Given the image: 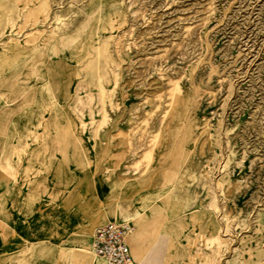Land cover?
<instances>
[{
  "label": "rangeland",
  "instance_id": "1",
  "mask_svg": "<svg viewBox=\"0 0 264 264\" xmlns=\"http://www.w3.org/2000/svg\"><path fill=\"white\" fill-rule=\"evenodd\" d=\"M8 78L0 152L41 147L27 213L61 202L92 160L127 169L135 213L121 220L134 232L148 221L144 264H264V0H0V85ZM50 248L20 263L41 249L49 264Z\"/></svg>",
  "mask_w": 264,
  "mask_h": 264
},
{
  "label": "crops",
  "instance_id": "2",
  "mask_svg": "<svg viewBox=\"0 0 264 264\" xmlns=\"http://www.w3.org/2000/svg\"><path fill=\"white\" fill-rule=\"evenodd\" d=\"M11 79L8 78L7 82L0 85V98H10ZM50 119L52 121V116ZM52 124L47 125L44 130L50 129V125ZM38 125L41 126V116H39ZM37 133L40 132L38 131ZM39 141L38 143H41L42 146L47 142V140L44 142ZM29 143V140H24L21 145L13 146L9 155L4 152L5 146L2 147V151L0 152V165H2L4 170L10 169L14 173L11 178L3 176L4 173L0 174V213L4 214L3 216L9 221L10 229H12V231L10 230L9 237H5L0 233V264H23L20 261H24L25 255L38 245L51 246V250L48 252L50 257L49 264H98L100 261L106 264L101 258H93L91 254L86 252L85 246L80 241V237L89 236V244H91L95 228L111 220L117 219L123 221L121 219H127V212L133 209L132 207H127L123 199L132 194L131 188L128 187L130 184H126L127 182L123 180L127 169L108 173L106 166L103 169L97 168V165L93 167L95 163L91 160L93 164L91 162L88 164L90 171L83 170L82 173L75 175L76 179L73 183V188L67 190L61 202H41L39 209L37 207L35 214L32 215V210L28 213L23 210V205L31 199V196L24 188L30 184L33 175L37 171L32 163L39 155L41 147L34 146L31 149L28 148ZM98 144L100 147V141L94 140L91 144V150H93L94 145ZM16 150L24 151L23 155L26 156L29 164L23 162L21 151L19 155H14ZM14 157H17L18 160L16 161ZM102 175L105 178H101ZM10 180H13L11 184L2 183L3 181ZM107 181L112 182L111 185L115 186V188L119 187L118 190L120 192L116 193L115 190L117 189H115L113 195L106 196L105 182ZM124 184H126V188ZM12 191L15 194H12ZM117 194H119V197ZM34 201L38 202V197L37 199L35 197ZM108 201H113L111 206H108ZM118 212L121 214L120 219L117 218ZM132 212L135 213L134 209ZM147 222L145 218L139 216L136 221V224L139 225L137 227L138 230L130 236L129 244L133 264L134 262L135 264H144V256L140 258V253L141 251L144 253L146 251L142 242V236L145 233L144 230ZM0 225H2L1 222ZM179 225L181 228L184 226V223H179ZM194 235H196L194 230L193 232L188 231L186 246L192 243L191 237H194ZM177 236L178 232H175L174 237L176 240ZM63 237L65 239H62ZM170 241L177 247L173 256L176 260L180 256V253H182V249L177 245L179 240L176 243L173 236L170 237ZM193 244H195V241ZM46 252L47 250L44 251V253ZM44 253L40 249L36 257H42L45 255ZM186 256L188 260V251H186ZM36 257L32 260L35 261L33 264H39L38 260H42ZM167 258L169 259L168 255ZM164 262H166V259L157 260L156 257L149 261L150 264H163ZM40 264L44 263L40 262Z\"/></svg>",
  "mask_w": 264,
  "mask_h": 264
},
{
  "label": "built area",
  "instance_id": "3",
  "mask_svg": "<svg viewBox=\"0 0 264 264\" xmlns=\"http://www.w3.org/2000/svg\"><path fill=\"white\" fill-rule=\"evenodd\" d=\"M132 226L129 222H107L98 226L92 236L91 248L107 264H132L127 243Z\"/></svg>",
  "mask_w": 264,
  "mask_h": 264
},
{
  "label": "bare ground",
  "instance_id": "4",
  "mask_svg": "<svg viewBox=\"0 0 264 264\" xmlns=\"http://www.w3.org/2000/svg\"><path fill=\"white\" fill-rule=\"evenodd\" d=\"M115 221H120V220H117V219H115V220H111V221H108V222H115ZM125 222H128V221H125ZM107 223V222H106ZM105 224V223H104ZM103 225V224H102ZM101 226V225H100ZM132 226V225H131ZM96 229V228H95ZM132 230H131V232H132V234H133V232H134V228H133V226H132V228H131ZM132 234H129L128 235V238H127V243H128V246H129V250H130V254H131V256H132V252H131V248H130V244H129V239H130V236L132 235ZM92 236H93V234H92ZM89 240V239H88ZM91 240H92V238H91ZM85 244V243H84ZM90 245L91 244H89V242H88V244L87 245H84L85 247H84V249L86 250V252H88L89 254H91L92 255V257L93 258H95V257H97V258H101L100 256H98L93 250H92V248H90ZM85 256V255H84ZM88 259V258H87ZM102 260H104L103 258H101ZM132 260H133V257H132ZM105 261V260H104ZM105 263H106V261H105ZM98 264H104L103 262H98ZM107 264V263H106ZM133 264V263H132Z\"/></svg>",
  "mask_w": 264,
  "mask_h": 264
}]
</instances>
